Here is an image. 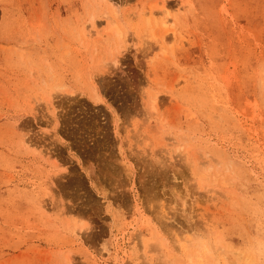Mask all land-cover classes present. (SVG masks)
I'll return each instance as SVG.
<instances>
[{"label": "rangeland", "instance_id": "374dc122", "mask_svg": "<svg viewBox=\"0 0 264 264\" xmlns=\"http://www.w3.org/2000/svg\"><path fill=\"white\" fill-rule=\"evenodd\" d=\"M0 264H264V0H0Z\"/></svg>", "mask_w": 264, "mask_h": 264}, {"label": "bare ground", "instance_id": "6f19581e", "mask_svg": "<svg viewBox=\"0 0 264 264\" xmlns=\"http://www.w3.org/2000/svg\"><path fill=\"white\" fill-rule=\"evenodd\" d=\"M150 22V21H149ZM158 22V21H157ZM114 24V23H113ZM113 26H115V25H113ZM116 28V27H115ZM110 29H114V27H112V28H110ZM109 29V30H110ZM116 63H117V61H116ZM106 69V68H105ZM63 87H65V86H63ZM60 89H61V87H59ZM155 98V97H154ZM153 98V99H154ZM98 101H101L102 102V99L99 97L98 99H97ZM155 101H156V99H154V103H155ZM151 105H153V102L151 101ZM208 244V243H207ZM209 246V245H208ZM208 246L205 244V243H198V244H195V249H196V251L199 253L200 252V250L201 249H203V248H208ZM210 247V246H209ZM185 248V247H184ZM194 249V248H193ZM194 249V250H195ZM208 249H211V248H208ZM188 250H190L189 248H188ZM204 250V249H203ZM205 251V250H204ZM209 254H210V256L212 257V251H210L209 250V252H208ZM193 254V251H192V253L189 255L191 258H194L193 256L194 255H192ZM206 254V253H205ZM183 256H186V255H183ZM201 257H202V255H201ZM198 258V257H197ZM203 258V257H202Z\"/></svg>", "mask_w": 264, "mask_h": 264}]
</instances>
